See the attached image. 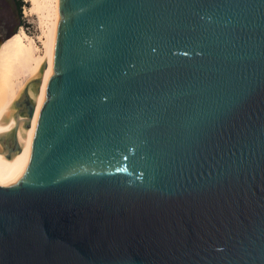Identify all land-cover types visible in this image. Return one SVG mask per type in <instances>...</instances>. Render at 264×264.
Instances as JSON below:
<instances>
[{"label": "water", "instance_id": "1", "mask_svg": "<svg viewBox=\"0 0 264 264\" xmlns=\"http://www.w3.org/2000/svg\"><path fill=\"white\" fill-rule=\"evenodd\" d=\"M0 264H264V0H62L0 115Z\"/></svg>", "mask_w": 264, "mask_h": 264}, {"label": "bare ground", "instance_id": "2", "mask_svg": "<svg viewBox=\"0 0 264 264\" xmlns=\"http://www.w3.org/2000/svg\"><path fill=\"white\" fill-rule=\"evenodd\" d=\"M26 16L35 15L38 45L23 29L0 43V115L5 107L44 65L53 63L56 31L62 17V0H27Z\"/></svg>", "mask_w": 264, "mask_h": 264}, {"label": "rangeland", "instance_id": "3", "mask_svg": "<svg viewBox=\"0 0 264 264\" xmlns=\"http://www.w3.org/2000/svg\"><path fill=\"white\" fill-rule=\"evenodd\" d=\"M10 3V6H14V0H6ZM29 6V2L27 0H23L20 14H18L16 11L13 12L14 20L13 22L6 25V20L3 18L0 14V38L2 40H8L11 38L14 34L19 32L20 29H23L32 36L35 40V42L39 45L40 42L38 40V35L40 33V28L38 21L36 19L35 15L26 16L24 14L25 7ZM16 30V31H15ZM15 31V32H14Z\"/></svg>", "mask_w": 264, "mask_h": 264}, {"label": "flooded vegetation", "instance_id": "4", "mask_svg": "<svg viewBox=\"0 0 264 264\" xmlns=\"http://www.w3.org/2000/svg\"><path fill=\"white\" fill-rule=\"evenodd\" d=\"M14 6H10V3L6 0H0V14L6 20V25L13 22V12L16 11L19 14V9L16 0H14ZM6 41V40H5ZM4 41V42H5Z\"/></svg>", "mask_w": 264, "mask_h": 264}, {"label": "trees", "instance_id": "5", "mask_svg": "<svg viewBox=\"0 0 264 264\" xmlns=\"http://www.w3.org/2000/svg\"><path fill=\"white\" fill-rule=\"evenodd\" d=\"M17 2V5H18V9H19V14H20V9H21V6H22V3H23V0H16ZM16 31V30H15ZM14 31V32H15Z\"/></svg>", "mask_w": 264, "mask_h": 264}]
</instances>
